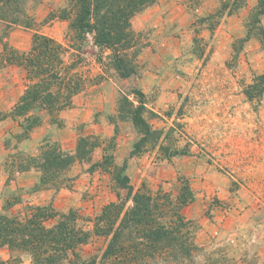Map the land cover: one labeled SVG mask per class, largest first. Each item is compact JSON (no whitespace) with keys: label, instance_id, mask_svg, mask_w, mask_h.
Here are the masks:
<instances>
[{"label":"rangeland","instance_id":"1","mask_svg":"<svg viewBox=\"0 0 264 264\" xmlns=\"http://www.w3.org/2000/svg\"><path fill=\"white\" fill-rule=\"evenodd\" d=\"M225 4L214 28L212 20L203 21ZM257 5L258 0H246L239 8L234 0H158L132 18L138 72L122 78L112 68L109 52L101 53L90 34L79 40L71 28L76 0L2 1L0 58L10 50L28 51L26 43L39 31L64 42L69 57L80 53L82 72L104 78L89 83L60 112L62 125L52 122L47 111H38L42 122L25 139L22 119L0 111V212L24 213L27 205H48L58 214L75 211L79 223L91 227L90 220L107 204L127 200L128 189L116 179L127 160L123 175L130 177L134 192L161 190L175 199L182 181L189 182L194 199L182 212L202 247L194 257L197 264H264V94L253 100L245 94L264 71V49L257 30L243 41ZM79 46L81 52L75 51ZM27 84L23 66L0 69L5 101ZM134 89L146 94L144 116L161 134L135 155L141 133L119 109L121 98L133 99ZM78 105L90 110L83 120L77 119ZM34 133L41 135L38 143ZM81 136L99 146L62 173L64 184L58 189L38 186L40 170L17 172L11 165L56 141L74 152ZM102 161L108 164L100 166ZM131 204L126 201V207ZM108 242V237L94 235L77 253L84 264H105ZM0 261L32 264L28 252L8 247L0 248ZM148 264H161V259Z\"/></svg>","mask_w":264,"mask_h":264},{"label":"trees","instance_id":"2","mask_svg":"<svg viewBox=\"0 0 264 264\" xmlns=\"http://www.w3.org/2000/svg\"><path fill=\"white\" fill-rule=\"evenodd\" d=\"M76 1L79 8L71 28L77 32L78 39L85 41L86 35L90 34L93 44L99 47L101 53L109 52L107 56L112 68L122 78L137 74L138 49L132 18L158 0ZM234 2L239 8L246 0ZM226 8L227 4L222 5L216 13L204 17L203 21L212 20L210 26L214 28ZM262 17L264 0H258L243 41H248L253 30H257L264 49ZM80 48L74 49L81 52ZM69 52L70 48L64 42L36 31L28 51L19 53L10 50L6 57L0 58V69L7 64H18L27 71L28 84L24 93L13 109L5 114L14 120L22 119L21 139L28 138L30 131L41 124L38 111H47L52 122L62 125L60 112L71 107L74 97L89 83H97L104 78V75L93 77L82 72L78 68L83 61L80 53L69 57ZM245 94L251 100L264 94V71L246 88ZM132 95L133 99L129 96L121 98L119 109L120 114L130 118L141 133L132 151L135 155L146 144L158 142L161 134L144 116L146 94L141 89H134ZM98 146L89 136H81L75 151L71 152L56 141L45 144L39 154L28 155L11 165H16L17 172L40 170L42 177L38 186L58 189L64 184L62 173L77 161L90 158ZM99 164L105 166L108 163L102 161ZM126 165L127 160L116 179L128 189L127 200L118 198L107 204L98 216L90 220L91 227L80 224L79 216L73 210L58 214L48 205L35 204L27 205L24 213H10L7 209L0 212V248L28 252L32 264H84L77 250L92 236L98 235L109 238L103 254L105 264H148L156 259H161V264H185L186 258L192 259V264H197L194 257L202 247L200 249L196 244L191 223L182 212L194 199L189 182L182 181V188L175 199L161 190L155 194L143 190L134 192L130 177L123 175ZM129 200L132 204L126 207Z\"/></svg>","mask_w":264,"mask_h":264},{"label":"crops","instance_id":"3","mask_svg":"<svg viewBox=\"0 0 264 264\" xmlns=\"http://www.w3.org/2000/svg\"><path fill=\"white\" fill-rule=\"evenodd\" d=\"M32 44V41H28L27 43H26V46H25V48H24V50H27V49H29V47H30V45ZM3 90H1L0 91V111H4V112H10L12 109H13V107H14V105L18 102V100L20 99V97L22 96V94L24 93V90L23 91H17V93H16V95H14V93H13V95L11 96V97H9V99L8 100H6L5 101V99H6V97H5V95L4 94H6V93H4L3 94V92H2ZM11 92L12 91H10L8 94H11ZM75 104V103H74ZM80 104V103H79ZM80 105H78V107L76 106V108H74V109H76L77 111L76 112H78V116L80 117V118H77L78 120L80 119H82L83 120V118H84V116H85V114L87 113V112H89L90 110L89 109H91V108H89L88 110L89 111H87V108L86 107H83V108H81V107H79ZM83 111H84V113H83ZM85 111H87L86 113H85ZM81 112V113H80ZM63 115H65L63 112H62V116ZM49 125H51V124H49ZM42 132V131H41ZM41 138V135L40 134H38V133H34V135H33V140L36 142V143H38V141H39V139ZM32 140V141H33ZM28 141H29V139H28ZM27 143V141H25L23 144H26ZM29 172V171H28ZM28 172H24V173H28ZM3 173V172H2ZM1 179H3L4 180V175L3 174H1L0 175V180ZM5 179H6V177H5ZM0 184H2V181H0Z\"/></svg>","mask_w":264,"mask_h":264}]
</instances>
